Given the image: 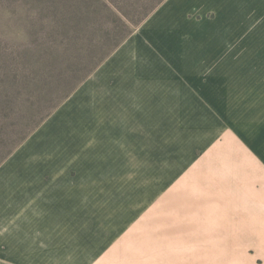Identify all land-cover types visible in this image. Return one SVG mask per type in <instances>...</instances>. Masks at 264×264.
Returning <instances> with one entry per match:
<instances>
[{"label": "rangeland", "instance_id": "obj_1", "mask_svg": "<svg viewBox=\"0 0 264 264\" xmlns=\"http://www.w3.org/2000/svg\"><path fill=\"white\" fill-rule=\"evenodd\" d=\"M167 1L0 0V169L17 152L16 169L100 168L89 189L102 188L101 193L88 191L82 208L83 194L73 193L70 207L56 209L65 216L56 214L54 250H45L39 264H264L261 121L257 131L243 125L255 138L232 132L228 139L221 131L209 139L210 116L218 122L226 112L222 104L221 114L205 106L199 125L189 114L181 129L155 130L167 143L147 145L150 160H139L136 153L134 177L99 176L101 169L112 170V161L88 154L91 161L83 162L64 152L67 129L60 126L63 115H57L65 103L110 59L122 37L141 28ZM192 4L188 15L200 25V42L232 39V46L240 47L232 49V60L241 63L230 67L232 74H247L245 82L256 84V68L264 84V0ZM206 67L200 66L201 72ZM241 94L232 102L242 101ZM247 107L236 109L247 116L254 109ZM54 120L57 127L48 123ZM198 132L203 144L193 147Z\"/></svg>", "mask_w": 264, "mask_h": 264}, {"label": "crops", "instance_id": "obj_2", "mask_svg": "<svg viewBox=\"0 0 264 264\" xmlns=\"http://www.w3.org/2000/svg\"><path fill=\"white\" fill-rule=\"evenodd\" d=\"M192 5V0H169L162 4L65 103L57 115H63L60 126L63 124L67 129L65 153L78 154L83 162L91 161L88 154L98 155L94 157L96 161H112V170L104 174L101 169L99 176L134 177L136 153L141 154L139 160H150L153 156L147 145L167 143L158 140L155 130L181 129L190 115L199 125L201 111L212 109L216 113L213 105L221 114V104L226 116H219L218 122L210 116L211 122L205 129L207 138L215 140L221 131L227 133L224 135L228 139L232 138V132L246 139L256 137L246 132L243 125L248 122L257 131L259 122L264 124V84L263 80L260 82L263 74L255 68L256 84L245 82L247 74L233 75L230 67L241 63L232 60L235 54L232 49L240 47H233L232 39L201 43L200 25L188 15ZM223 38H227L226 33ZM242 56L239 51L237 57ZM203 65L208 67L201 72ZM241 78L245 84L239 86ZM242 90V101L232 102ZM205 97L215 100L206 101ZM217 98L221 101L217 102ZM239 106L254 109L244 116L241 109H236ZM169 119L175 121L169 122ZM55 121L48 123L52 127L58 123ZM261 130L264 136V125ZM52 134L55 135L53 130L49 133L53 141ZM198 141V145L203 144L200 132L193 140V147ZM141 145L144 148L138 151L137 146ZM256 145L258 142L250 146L256 148ZM65 153L61 157L68 159ZM51 155L57 157V154ZM20 156L17 152L0 169V264H39L45 250H54L56 209L70 207L73 193L83 194L82 208L88 191L95 194L102 191V188L89 189L93 186L91 177L98 175L96 171L100 168L93 170L88 168L90 165L82 164L75 170L70 169L71 172L66 168L59 171L16 169L13 166Z\"/></svg>", "mask_w": 264, "mask_h": 264}, {"label": "trees", "instance_id": "obj_3", "mask_svg": "<svg viewBox=\"0 0 264 264\" xmlns=\"http://www.w3.org/2000/svg\"><path fill=\"white\" fill-rule=\"evenodd\" d=\"M159 2H160V0H158V3H159ZM158 3H157V4H158ZM155 6H156V5L152 6V8H154ZM150 10H151V9H150ZM127 36H128V35H127ZM127 36L124 35L122 38L125 39ZM124 39H123V40H124ZM123 40H122V41H123ZM122 41L118 42V44H120ZM115 44L118 45L117 43H115ZM97 63H98V62H96V64H97ZM96 64H95V65H96ZM95 65H94V67H95ZM83 78H84V77H81V78H80V81H81ZM79 83H80V82H79ZM53 107H54V105H53ZM24 139H25V138H24ZM24 139H23V140H24Z\"/></svg>", "mask_w": 264, "mask_h": 264}]
</instances>
